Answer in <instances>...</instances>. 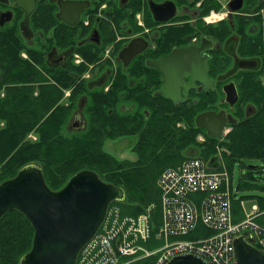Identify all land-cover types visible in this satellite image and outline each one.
I'll return each mask as SVG.
<instances>
[{
  "label": "flooded vegetation",
  "instance_id": "af4514ba",
  "mask_svg": "<svg viewBox=\"0 0 264 264\" xmlns=\"http://www.w3.org/2000/svg\"><path fill=\"white\" fill-rule=\"evenodd\" d=\"M14 42L68 101L67 133H107L119 117L121 133L165 124L169 134L174 106L194 125L214 116L195 126L201 149L217 139L208 127L222 125L219 141L264 133V0H0V54Z\"/></svg>",
  "mask_w": 264,
  "mask_h": 264
},
{
  "label": "trees",
  "instance_id": "16d2710c",
  "mask_svg": "<svg viewBox=\"0 0 264 264\" xmlns=\"http://www.w3.org/2000/svg\"><path fill=\"white\" fill-rule=\"evenodd\" d=\"M21 53H26L28 58L23 59ZM40 68L38 59L31 56L21 43L14 42L12 49L0 54V183L14 177L20 168L38 164L48 188L58 191L77 172L91 170L102 181L124 190V201L111 203L117 205L122 217H137L151 207V240L146 246L152 249L160 245L152 239L160 225L161 202L156 180L163 170L176 167L185 159L197 158L220 171V166L215 165L213 159L216 147H221L230 181L234 162L245 158L262 162L263 167L257 172L264 174V149L257 146L264 143V133L251 131L240 136L251 137L257 141L254 145L230 133L224 141L215 139L214 144L201 149L197 142L199 130L182 115L181 107L174 106L169 134H166L165 124L150 128L142 126L141 132L121 133L119 117L111 119L107 133L97 132L91 124L81 133H63L57 126L55 99L45 100L46 93L53 94L56 100L59 96L51 90H41L34 95V90L43 86L44 76ZM67 120V117L61 119V130L65 129ZM30 133L35 134V141L26 139ZM131 135L136 136L131 150L135 156L133 160H117L101 152L105 140ZM188 150L193 154L189 155ZM250 170L239 179L237 190L247 188L245 180L252 179L255 173ZM239 203L232 195L233 223L244 218ZM257 207L264 213V201H259ZM256 222L264 224V215ZM212 234L199 223L196 230L181 239H197ZM32 237L33 229L21 213L13 210L4 215L0 219V264H18L29 251ZM152 260L135 264H150Z\"/></svg>",
  "mask_w": 264,
  "mask_h": 264
},
{
  "label": "built area",
  "instance_id": "2783aa9c",
  "mask_svg": "<svg viewBox=\"0 0 264 264\" xmlns=\"http://www.w3.org/2000/svg\"><path fill=\"white\" fill-rule=\"evenodd\" d=\"M160 191V225L152 239L160 245L149 249L150 210L137 217L120 215L110 206L96 235L79 252L76 264H167L172 258L192 255L207 264H234L233 240L243 233L253 237V247L264 251L263 215L253 206L238 223L232 220V189L225 170L190 158L163 170L156 180ZM242 206V203H241ZM213 232L208 237L181 239L198 224Z\"/></svg>",
  "mask_w": 264,
  "mask_h": 264
},
{
  "label": "water",
  "instance_id": "95a60500",
  "mask_svg": "<svg viewBox=\"0 0 264 264\" xmlns=\"http://www.w3.org/2000/svg\"><path fill=\"white\" fill-rule=\"evenodd\" d=\"M130 51L122 52L121 56L131 55ZM182 58L180 54H173L169 60ZM154 66L161 69L159 64ZM168 86L169 82L166 81L161 88L163 94ZM182 86L179 84V87ZM178 92L179 89H174L175 97H178ZM178 100L173 99L174 102ZM213 118L209 113L200 114L195 117V126L201 128L204 120ZM75 128H83L80 117L72 119L71 129ZM221 128L222 125L208 127V134L219 139ZM124 199L122 188L102 181L91 170L77 172L60 190L51 191L45 183L41 167L29 164L20 168L11 179L0 183V219L15 210L25 217L33 229L31 247L18 264H76L79 252L104 222L110 204L123 202ZM252 243L250 233L241 234L233 240L234 264H264V251L256 249ZM167 264L207 263L192 255H181Z\"/></svg>",
  "mask_w": 264,
  "mask_h": 264
},
{
  "label": "rangeland",
  "instance_id": "374dc122",
  "mask_svg": "<svg viewBox=\"0 0 264 264\" xmlns=\"http://www.w3.org/2000/svg\"><path fill=\"white\" fill-rule=\"evenodd\" d=\"M21 57L23 59H27V55L26 53H21ZM43 86H38V88L36 90H34V95H37L39 93V91L43 90H51L54 91L55 94L57 96H59V98L56 100L55 96H53V94H49L46 93V97L45 100L46 101H50L51 98L55 99V103H56V109H57V120H58V129L63 132V133H67L65 131L66 129V124H65V129L61 130L62 128V124H61V119H63L64 117H67L69 121L70 118V109H68V101H63L62 99V92L59 88H56L54 85H48V84H42ZM47 92V91H46ZM2 96V93H1ZM179 126H181V124H178ZM0 126H2V123H0ZM258 134H261L258 133ZM27 140H31V141H35L36 140V136L34 133H30L27 138ZM241 140H246L248 141L250 144H257L255 141L252 140V138L250 137H240ZM239 139V140H240ZM135 141V137H128L126 139H121V138H116V139H111V140H105L103 148L101 150V152H104L106 154H108L111 157H114L117 160H125V159H133L135 156L132 153V146L133 143ZM197 142L200 143L201 142V137H199V135L197 136ZM255 142V143H253ZM259 148V146H258ZM262 148V147H261ZM264 149V148H262ZM187 151V150H186ZM200 152L202 153V150L200 149ZM220 153V155H219ZM224 150H217L216 152V160H217V164L221 165L225 170V158L223 156ZM188 154L192 155L193 152L188 150ZM198 155V154H197ZM200 155V154H199ZM193 157H196V155H194ZM100 160V158H98ZM184 161V160H183ZM205 161V160H204ZM207 162V161H206ZM220 167V168H222ZM263 167L262 162H260L259 160L256 159H241V161H235L233 167L230 169V175H231V181H230V186L233 192V197L235 200H237L238 202L240 201V205L242 203V207L245 212L247 214H249L252 209L253 206H259V201H264V174H259L257 171H259L261 168ZM167 169V168H166ZM250 169H252L253 171H255V173L252 175V179H246L245 180V184L247 186L246 189L242 190H237L236 187L239 183V179L244 176L246 173H248L249 171H251ZM227 171V170H226ZM260 199V200H259ZM117 205H112V207H115ZM151 207L147 208L146 210H150ZM145 213V212H144ZM142 213V214H144Z\"/></svg>",
  "mask_w": 264,
  "mask_h": 264
},
{
  "label": "crops",
  "instance_id": "0c3cea01",
  "mask_svg": "<svg viewBox=\"0 0 264 264\" xmlns=\"http://www.w3.org/2000/svg\"><path fill=\"white\" fill-rule=\"evenodd\" d=\"M222 167V166H221ZM223 168V167H222ZM233 193V192H232ZM233 195V194H232ZM235 200V199H234ZM239 206H241L240 204H239ZM241 208V210H242V213H243V216H244V210L242 209V207H240ZM244 211V212H243Z\"/></svg>",
  "mask_w": 264,
  "mask_h": 264
}]
</instances>
